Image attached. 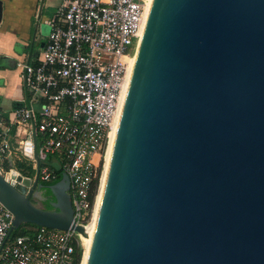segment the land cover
<instances>
[{
  "label": "water",
  "instance_id": "obj_1",
  "mask_svg": "<svg viewBox=\"0 0 264 264\" xmlns=\"http://www.w3.org/2000/svg\"><path fill=\"white\" fill-rule=\"evenodd\" d=\"M35 148L28 136L18 150L33 180L0 172L8 235L31 224L86 237L58 164L52 210L31 203ZM84 264H264V0H150Z\"/></svg>",
  "mask_w": 264,
  "mask_h": 264
},
{
  "label": "built area",
  "instance_id": "obj_2",
  "mask_svg": "<svg viewBox=\"0 0 264 264\" xmlns=\"http://www.w3.org/2000/svg\"><path fill=\"white\" fill-rule=\"evenodd\" d=\"M145 7L146 0H64L50 20L39 57L19 65L24 104L0 132V172L7 171L3 162L11 141L21 148L35 136L39 180L55 182L58 172L49 162L60 166L69 179L74 225L86 234ZM13 219L0 204V264H83L85 237L76 230L30 224L11 236Z\"/></svg>",
  "mask_w": 264,
  "mask_h": 264
},
{
  "label": "crops",
  "instance_id": "obj_3",
  "mask_svg": "<svg viewBox=\"0 0 264 264\" xmlns=\"http://www.w3.org/2000/svg\"><path fill=\"white\" fill-rule=\"evenodd\" d=\"M63 1L0 0V132L6 119L11 124L14 111L24 104L19 65L39 57L49 34L50 20ZM12 128L15 132V126ZM19 149L18 145L12 146L8 163L15 168V162L23 161L33 167L34 162L22 156Z\"/></svg>",
  "mask_w": 264,
  "mask_h": 264
},
{
  "label": "flooded vegetation",
  "instance_id": "obj_4",
  "mask_svg": "<svg viewBox=\"0 0 264 264\" xmlns=\"http://www.w3.org/2000/svg\"><path fill=\"white\" fill-rule=\"evenodd\" d=\"M34 176L35 174L29 178L33 180ZM38 185H41L42 187L38 191H36V193L32 194V197L30 199L31 203L38 208L44 210H52L50 205L54 202V200L50 191L47 189V187L50 186L51 184L41 182L38 178Z\"/></svg>",
  "mask_w": 264,
  "mask_h": 264
},
{
  "label": "trees",
  "instance_id": "obj_5",
  "mask_svg": "<svg viewBox=\"0 0 264 264\" xmlns=\"http://www.w3.org/2000/svg\"><path fill=\"white\" fill-rule=\"evenodd\" d=\"M6 123L8 124V119H6ZM13 134H14V128L11 127V129H10V135H13ZM11 143H12V146L13 145L15 147L17 146L12 141H11ZM52 159H53V157H49V161H52ZM49 163H52V162H49ZM3 167H4L5 170H8L9 163H8L7 160H5L3 162ZM15 168L17 169V171L21 175H23L25 177H32L35 174V170H33L32 165H29V164H27V163H25L23 161H17V162H15ZM57 176H58L57 177V180L55 182L51 183V185L57 183L61 179V173L58 172L57 173Z\"/></svg>",
  "mask_w": 264,
  "mask_h": 264
},
{
  "label": "bare ground",
  "instance_id": "obj_6",
  "mask_svg": "<svg viewBox=\"0 0 264 264\" xmlns=\"http://www.w3.org/2000/svg\"><path fill=\"white\" fill-rule=\"evenodd\" d=\"M149 2H150V0H146L145 13H147L148 6H149ZM132 59H133V56L129 60V67L131 65ZM114 124H115V122H114ZM114 124H113V128H114ZM107 152H108V150H107ZM99 202H100V194H99L98 201H97V206H96L97 207L96 208L97 210H98ZM97 210L95 211V215L93 216L92 222L90 223V225H89V227L87 229V236L84 238V240H85V243L84 244H85L86 252H85V258H84L83 264L85 263L86 254H87V251H88L89 246H90V243H91L92 232L94 230V225H95V221H96Z\"/></svg>",
  "mask_w": 264,
  "mask_h": 264
},
{
  "label": "rangeland",
  "instance_id": "obj_7",
  "mask_svg": "<svg viewBox=\"0 0 264 264\" xmlns=\"http://www.w3.org/2000/svg\"><path fill=\"white\" fill-rule=\"evenodd\" d=\"M133 49H134V43L130 46L129 48V52L132 53L133 52ZM39 108H37L38 110ZM14 143H16L15 140H13ZM14 146V145H13ZM30 165V163H27ZM33 168V167H32ZM34 170V169H33ZM32 226L30 224H21L17 229H15L11 236H14L16 234H20V233H23V232H26L28 229H30ZM84 243H85V240H84Z\"/></svg>",
  "mask_w": 264,
  "mask_h": 264
}]
</instances>
